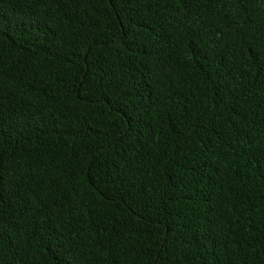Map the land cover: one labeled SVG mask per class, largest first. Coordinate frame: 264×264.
Instances as JSON below:
<instances>
[{"label":"trees","instance_id":"obj_1","mask_svg":"<svg viewBox=\"0 0 264 264\" xmlns=\"http://www.w3.org/2000/svg\"><path fill=\"white\" fill-rule=\"evenodd\" d=\"M0 264H264V0H0Z\"/></svg>","mask_w":264,"mask_h":264}]
</instances>
